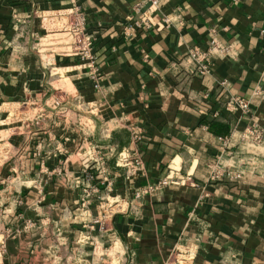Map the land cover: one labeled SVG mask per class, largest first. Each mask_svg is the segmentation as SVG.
<instances>
[{
    "label": "crops",
    "instance_id": "1",
    "mask_svg": "<svg viewBox=\"0 0 264 264\" xmlns=\"http://www.w3.org/2000/svg\"><path fill=\"white\" fill-rule=\"evenodd\" d=\"M156 2L0 0V119L29 112L0 128V264H264V0ZM73 6L91 47L57 51Z\"/></svg>",
    "mask_w": 264,
    "mask_h": 264
},
{
    "label": "built area",
    "instance_id": "2",
    "mask_svg": "<svg viewBox=\"0 0 264 264\" xmlns=\"http://www.w3.org/2000/svg\"><path fill=\"white\" fill-rule=\"evenodd\" d=\"M145 1H150L152 4H156V0H143ZM142 5L140 4L138 6V10L142 9ZM64 18H60L58 22H53L52 27H57L56 32H64L67 34V37L70 39L69 42H65L64 44L69 46L72 50H75V52H81L83 49L90 48L92 44V39H93V33L87 31V28L85 26V17L83 13L78 9L77 6L71 7L68 11L62 13ZM60 23V28H58L57 24ZM73 47V48H72ZM227 107L229 109H234V110H240L242 113H248L250 110L249 107V102L244 99L240 98H234L231 99L227 103ZM246 133L248 137L254 141V142H263L264 141V124H259L257 122H252L250 126L247 128ZM98 160H101L99 158ZM120 164L123 166L129 165L128 158L127 156H123L119 159ZM134 165L139 166L140 161L135 158L134 160ZM101 165V164H100ZM91 166L88 164H85L82 170L80 171V180L83 178L87 182L91 181L93 179V176L90 175L89 169ZM102 167L99 166L98 169H101ZM226 177V173L221 171L220 169L215 170L214 172V177ZM150 189V187L145 188L142 190V193L147 192ZM91 190H97V187H92ZM86 190H84L85 192ZM88 195V193H87Z\"/></svg>",
    "mask_w": 264,
    "mask_h": 264
},
{
    "label": "rangeland",
    "instance_id": "3",
    "mask_svg": "<svg viewBox=\"0 0 264 264\" xmlns=\"http://www.w3.org/2000/svg\"><path fill=\"white\" fill-rule=\"evenodd\" d=\"M46 22H45V24H46ZM49 25L50 24L47 22L46 26H49ZM57 26H58V28H60L61 27L60 23H58ZM54 28L56 29V27H54ZM49 36H48V38H51L53 36V37L59 39V40L56 39V42H59V44L56 45V46H59V47H56L57 51H60V50H67V52L71 51L69 48L66 49V47H64L66 45H63V43L70 41V39L67 37V34H65L64 32L61 31V32H57V34H55V35H49ZM48 41L49 40H46V39L43 40L44 43H46ZM14 111L17 113L15 117L13 116ZM7 113L9 114L8 116L6 115ZM7 113L4 112L3 117L0 119V128L2 130L1 139L2 140L4 139L5 141H7L10 137H12L11 133L14 131L15 127L19 125L18 124L19 120L23 121L25 119V117H27L29 115L27 108H24L23 106H18V105H16V108H12V110H10ZM4 129H8V130L6 132H4ZM5 145H7V143ZM8 150H9L8 146H5V148L3 146H0V174L2 173L1 164L5 159L4 153L5 152L7 153ZM88 171H89L90 175L93 176V172H91V171H94V169L92 168V169H89ZM1 180L2 179H0V186L5 185V184L1 183ZM94 182H95V180L93 179L92 181H89V183H87L85 180L84 185H81V183H80V188L82 190L83 189L86 190L85 192L83 191V197H80V198H83V199H80V209H81L80 211H81V213H83V214H80V218L85 217L86 219L98 221V222H100V224L104 225V223H108L110 221V219H111L110 215L114 211L115 208H110V207L108 208L107 205L101 204V202H106V200L99 199L93 195L94 192H92L91 189L94 185ZM87 193H88V195H87ZM110 201L111 200L109 199V202ZM96 204H97V206H96ZM93 206H94V208H93Z\"/></svg>",
    "mask_w": 264,
    "mask_h": 264
}]
</instances>
